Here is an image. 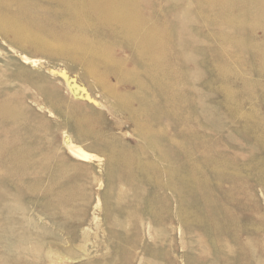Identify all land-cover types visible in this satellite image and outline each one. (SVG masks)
I'll use <instances>...</instances> for the list:
<instances>
[{
	"label": "rangeland",
	"instance_id": "374dc122",
	"mask_svg": "<svg viewBox=\"0 0 264 264\" xmlns=\"http://www.w3.org/2000/svg\"><path fill=\"white\" fill-rule=\"evenodd\" d=\"M0 264H264V0H0Z\"/></svg>",
	"mask_w": 264,
	"mask_h": 264
},
{
	"label": "bare ground",
	"instance_id": "6f19581e",
	"mask_svg": "<svg viewBox=\"0 0 264 264\" xmlns=\"http://www.w3.org/2000/svg\"><path fill=\"white\" fill-rule=\"evenodd\" d=\"M125 1V0H124ZM115 2V1H114ZM100 4V3H99ZM125 4V3H124ZM93 6V5H92ZM120 6H122V5H120ZM84 7V6H83ZM90 7H91V5H90ZM89 7V8H90ZM135 7V6H134ZM100 8V7H99ZM122 9V8H121ZM135 9V8H134ZM119 11H121V10H119ZM91 13V12H90ZM134 13L136 14V11H134L131 15L132 16H134ZM117 14H118V12H117ZM120 14V13H119ZM121 15V14H120ZM117 16V15H116ZM142 17V16H141ZM91 18V17H90ZM99 18V17H98ZM105 21V20H104ZM99 23V22H98ZM111 23V22H110ZM134 23H136V22H134ZM7 25V24H6ZM158 31V30H157ZM16 32V31H15ZM144 33H146V36H147V33L149 34L148 35V39L150 40V42L152 43V42H157L158 40V37L156 36V35H158V34H155L154 32H152V31H149L148 32V30H146V28H144V27H142V28H140V29H138L137 30V37H138V39H140V40H142V41H146L145 39V37L142 35V34H144ZM85 40V39H84ZM43 41V40H42ZM93 41V40H92ZM106 56V55H105ZM104 56V57H105ZM97 57V56H96ZM108 57V56H107ZM148 57V59H150L151 61H154L156 58H157V55H156V53H153V52H151L150 50H148V51H145V52H143L142 53V55H140L139 56V58H140V61H144L143 60V58H147ZM94 59V58H93ZM105 59V58H104ZM157 60V59H156ZM155 60V61H156ZM22 63H24V64H27V63H31V64H33L34 62H28V60L25 58V57H22ZM99 63V62H98ZM155 66V67H154ZM154 66H153V72H154V76L156 75V73H157V71L160 69V66L159 65H155L154 64ZM95 68V67H94ZM123 68V67H122ZM119 71V70H118ZM122 71V70H121ZM58 75H59V73H57ZM60 77H62V79L68 84V86L72 89V90H74L75 92H78V91H84L83 89H80L73 81H71L70 80V78L66 75V73L65 72H63V71H61L60 72V75H59ZM162 78V77H161ZM121 83V82H120ZM82 88V87H81ZM84 95H87V94H84ZM89 99V98H88ZM65 146H66V149H67V151L73 156V157H75L76 159H78V160H87V159H90L92 156L91 155H89L88 153H86L85 151H83L78 145H75V144H73L72 142H68V143H66L65 144ZM130 160V159H129ZM128 165H130V164H128Z\"/></svg>",
	"mask_w": 264,
	"mask_h": 264
}]
</instances>
